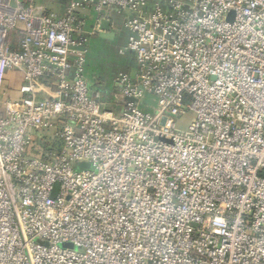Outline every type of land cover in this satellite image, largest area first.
<instances>
[{
	"label": "built area",
	"instance_id": "built-area-1",
	"mask_svg": "<svg viewBox=\"0 0 264 264\" xmlns=\"http://www.w3.org/2000/svg\"><path fill=\"white\" fill-rule=\"evenodd\" d=\"M44 2L0 0V264H264V0Z\"/></svg>",
	"mask_w": 264,
	"mask_h": 264
},
{
	"label": "crops",
	"instance_id": "crops-1",
	"mask_svg": "<svg viewBox=\"0 0 264 264\" xmlns=\"http://www.w3.org/2000/svg\"><path fill=\"white\" fill-rule=\"evenodd\" d=\"M42 2L49 9L59 10V11H61L62 9L61 4H58L56 2H44V0H42ZM109 23H110L109 30L108 31L99 30L98 32H96L94 37H91L87 45L88 48L87 61L88 63L91 62V64L93 65H94L93 61L96 56L99 57L101 61L104 60L105 63L108 65L109 62L106 61L109 57L108 51H113L116 55L115 58L117 61L116 64L118 68L116 70L114 69L112 70L109 67L107 69L105 68L104 70L105 74L103 72L102 75L96 72L98 74V77L94 78L95 83L91 84V86L96 84L98 87L102 89L103 92L105 91L112 92L115 89L114 80L119 74L127 73L129 75H133L135 70V62L133 57L129 53L124 52L127 43L128 32L122 26L121 19L114 15L113 18H111V21H109ZM101 32L107 33L109 37L108 38L99 37V33ZM120 51H122V53H120ZM102 55L105 56V58ZM89 74L92 75V72L90 71ZM91 77L93 78V76Z\"/></svg>",
	"mask_w": 264,
	"mask_h": 264
},
{
	"label": "rangeland",
	"instance_id": "rangeland-1",
	"mask_svg": "<svg viewBox=\"0 0 264 264\" xmlns=\"http://www.w3.org/2000/svg\"><path fill=\"white\" fill-rule=\"evenodd\" d=\"M108 53H109V57H108V59L106 60L107 62H109V64L107 65L106 63H105V61L104 60H100L99 59V57H95L94 58V65L93 64H91V62L90 63H88V61H87V63H88V65H87V67H86V70L88 71V74H87V78H88V80L89 81H92V83H95L94 82V78H97L98 77V74H100V75H102V73L104 72V70H105V68L107 69L108 67L109 68H111L112 70L114 69V70H116L117 68H118V66H117V64H116V58H115V53L113 52V51H108ZM104 54V53H103ZM103 56V55H102ZM104 58H105V56H103ZM102 59V58H101ZM106 64V65H105ZM92 72V75L91 74H89V72L90 71ZM98 74H97V73ZM93 73H95V74H93ZM104 74H105V72H104ZM91 76H93V78L91 77ZM189 120V117H185L184 119H182L179 123H178V127H180V128H184L185 127V125L187 124V121ZM56 190H57V185L55 186V190H54V193L56 192Z\"/></svg>",
	"mask_w": 264,
	"mask_h": 264
},
{
	"label": "water",
	"instance_id": "water-1",
	"mask_svg": "<svg viewBox=\"0 0 264 264\" xmlns=\"http://www.w3.org/2000/svg\"><path fill=\"white\" fill-rule=\"evenodd\" d=\"M56 1L59 2L61 0H56ZM109 26H110L109 21H107V20H101V22H100V29L99 30H101V31H108L109 30ZM99 37H101V38L102 37L103 38H108L109 35L107 33L101 32V33H99ZM88 167H89V165H87V164H79L77 166L78 169H83V168H88Z\"/></svg>",
	"mask_w": 264,
	"mask_h": 264
}]
</instances>
